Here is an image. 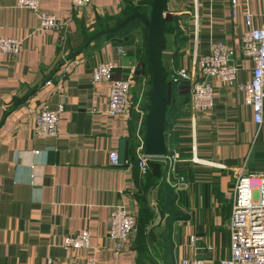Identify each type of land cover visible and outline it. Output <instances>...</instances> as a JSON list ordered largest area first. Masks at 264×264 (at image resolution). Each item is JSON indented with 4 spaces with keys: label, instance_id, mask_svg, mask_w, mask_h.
Segmentation results:
<instances>
[{
    "label": "crops",
    "instance_id": "0c3cea01",
    "mask_svg": "<svg viewBox=\"0 0 264 264\" xmlns=\"http://www.w3.org/2000/svg\"><path fill=\"white\" fill-rule=\"evenodd\" d=\"M15 1L0 0V35L20 42L17 55L0 51V264L81 263L90 256L95 264H181L192 256L217 264L225 258L232 174L242 166L264 173V101L257 126L241 90L207 77L212 105L192 113L188 94L183 99L172 78L178 68L190 67L192 49L202 54L220 40L232 51L235 84L246 82L251 64L238 50L241 15L248 12L258 26L264 0H233V6L230 0H166L163 16L173 17L175 26L163 35L160 51L170 92L164 143L165 156L176 153L178 159L149 158L144 174L133 161L136 136L143 131L137 109L143 90L137 59L142 31L101 35L84 46L82 41L147 0H88L80 8L70 0H39L40 11L63 23L59 33L38 29L36 15ZM101 61L114 65V78L131 73L125 111L116 117L106 111L107 82L89 78L90 67ZM56 74L62 76L58 87L44 84L54 82ZM59 102L56 134L33 136L35 110ZM109 150L116 152L118 167L109 166ZM175 175L183 177V186H173ZM149 179L155 180L151 205L160 219L147 230L152 211L139 234V222L148 217L141 197L149 208L150 185L143 190ZM116 205L134 219L135 231L121 250L106 236L108 211ZM79 229L88 231V248L62 247L63 237Z\"/></svg>",
    "mask_w": 264,
    "mask_h": 264
},
{
    "label": "built area",
    "instance_id": "2783aa9c",
    "mask_svg": "<svg viewBox=\"0 0 264 264\" xmlns=\"http://www.w3.org/2000/svg\"><path fill=\"white\" fill-rule=\"evenodd\" d=\"M88 0H70L73 8L83 7ZM39 0H16L15 5L19 8L33 12L37 17V28L40 30H53L61 32L63 23L53 14L39 10ZM231 6L234 1L230 0ZM234 16V13H232ZM244 29L239 36V53L250 61V77L246 82L235 84L236 66L232 61V51L219 41H211L205 52L197 54L191 51V64L189 68H178L173 73L174 82H188V108L194 111H204L212 105V91L206 81L207 77H215L219 82L234 85L243 94V103L250 108L252 122L257 126L262 120V104L264 101V14L261 23L254 26L248 12L242 13ZM18 39L0 35V51L10 55H17L20 50ZM121 47H117V51ZM114 65L111 62H98L89 69L91 82L105 81L107 87L106 111L111 117H116L124 112L128 101L131 73L124 78H114L111 71ZM55 81L47 80L45 85L58 87L62 79L61 74L54 76ZM62 103L56 104L55 108L48 109L45 106L35 110L32 134L33 136L53 137L56 134V123ZM140 111V110H139ZM143 115L142 111H140ZM190 148L194 149L193 116L188 121ZM137 148L134 152L136 171L144 174L148 167L149 157L142 152V134L137 133ZM170 162L178 159L176 153L165 156ZM193 160V159H192ZM107 162L111 167H118L117 155L114 150L107 152ZM124 161L123 164H127ZM175 166L171 163L170 173L175 174ZM231 186L232 198L230 212L227 218V243L228 251L225 258L217 264H264V173L244 171L243 166L233 174ZM174 187L184 185V179L176 176ZM106 236L113 241L116 250L123 249L124 245L134 233L133 216L124 211L120 206L109 209ZM89 234L85 229H79L72 235H66L61 241V246L66 249H87ZM194 237L189 238L193 244ZM181 264H203V259L198 256L183 258ZM45 264H51L46 259ZM60 264H95L93 258L87 257L81 263L63 262Z\"/></svg>",
    "mask_w": 264,
    "mask_h": 264
},
{
    "label": "water",
    "instance_id": "95a60500",
    "mask_svg": "<svg viewBox=\"0 0 264 264\" xmlns=\"http://www.w3.org/2000/svg\"><path fill=\"white\" fill-rule=\"evenodd\" d=\"M166 0H147L145 5L148 8L147 15L134 9L131 13L119 19L111 27L100 28L84 37L82 45L101 35L116 33L126 23L136 19L144 28L145 56L147 59L148 73L150 76L149 88L147 91V102L144 106L146 110L142 120V152L149 158L164 157L166 155V145L164 138L166 85L164 80L166 72L161 65L160 45L163 40V13ZM149 186L146 190V203L151 211H154V218L145 228L147 230L156 226L160 216L151 205V191Z\"/></svg>",
    "mask_w": 264,
    "mask_h": 264
},
{
    "label": "trees",
    "instance_id": "16d2710c",
    "mask_svg": "<svg viewBox=\"0 0 264 264\" xmlns=\"http://www.w3.org/2000/svg\"><path fill=\"white\" fill-rule=\"evenodd\" d=\"M137 10H139L140 12H143L145 15H147V11H148V8H147V6H141V8H138ZM130 11L128 10V11H126V12H123V15L121 16V17H119V18H117V20H115L114 22H113V24H115V23H117V21L120 19V18H122V17H124L126 14H128ZM163 25H164V29H163V35H165V34H168V33H172L173 31H174V22H173V17H171L169 14L167 15L166 13L164 14V16H163ZM102 26H104V25H102ZM102 26H100V27H102ZM100 27H98V29H100ZM134 28H139L141 31H142V36H143V38H142V45L139 47V49H138V53H139V51L141 50V52H142V54H143V50H144V52H145V48H144V45H145V42H143V40H144V28H143V26L136 20V19H134V20H131V21H129L128 23H126L120 30H119V33L121 32V33H123V32H126V31H128V30H132V29H134ZM118 32V31H117ZM116 32V33H117ZM111 34H115V33H110V35ZM163 42H162V44L160 45V51H161V49H162V47H163ZM143 59H144V56H143ZM143 66L144 67H146V60L144 59L143 60ZM167 76V75H166ZM164 83H165V85H166V99H165V101H164V104H165V109H166V112L169 110L168 108H169V106H168V95H169V79H168V76L165 78V80H164ZM177 87H180L181 88V90H179L178 92H182L183 93V95H182V98L183 99H185L183 96H186L187 94H188V92H187V88H188V82L186 81H179V82H177ZM187 101V100H186ZM163 126H164V138H165V130H167V125H166V118H165V122H164V124H163ZM250 172H254V171H250ZM263 172V171H262ZM155 186V180H153V179H149L148 181H146V183H144V186H143V190L145 191V189L148 187V186ZM141 203H142V207H143V210L144 211H146V213L148 214V217H146L143 221H141V222H139V224H138V228H139V234H141L142 232H143V226H144V224L145 223H147V220L150 218L149 216H151L152 215V211L147 207V205L145 204V200H144V196H142L141 197Z\"/></svg>",
    "mask_w": 264,
    "mask_h": 264
},
{
    "label": "rangeland",
    "instance_id": "374dc122",
    "mask_svg": "<svg viewBox=\"0 0 264 264\" xmlns=\"http://www.w3.org/2000/svg\"><path fill=\"white\" fill-rule=\"evenodd\" d=\"M143 42H144V40H143ZM144 48H145V45H144ZM143 56H144V59L146 60V67L143 66V60H144ZM137 59H138V63H139V72L141 73V76L143 77V81H142L143 90H142L141 100L139 102V108H137V109H140V111H142L143 116H144V114L146 112V110L144 109V106L147 102V91L149 88V80H150V76L148 73V67H147V59H146L144 50H143V54H142L141 50L139 51ZM254 172H261V170L256 169V171H254Z\"/></svg>",
    "mask_w": 264,
    "mask_h": 264
}]
</instances>
